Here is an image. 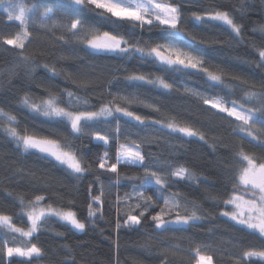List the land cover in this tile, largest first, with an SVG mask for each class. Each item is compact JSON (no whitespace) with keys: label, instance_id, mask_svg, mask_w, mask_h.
Wrapping results in <instances>:
<instances>
[{"label":"snow or ice","instance_id":"snow-or-ice-1","mask_svg":"<svg viewBox=\"0 0 264 264\" xmlns=\"http://www.w3.org/2000/svg\"><path fill=\"white\" fill-rule=\"evenodd\" d=\"M184 2L199 3V0ZM69 8L76 11L65 15ZM83 12H91L95 20L106 21L113 27L103 30L86 22L87 17L79 18ZM0 14V24L18 23L20 27L15 33L0 28V46L10 45L19 50L18 58L29 75L36 68L43 67L52 77L64 75L77 86V91L69 88L54 91L52 86H45L46 95L34 97L25 93L20 99V106L34 118L56 129L63 128L66 134H44L26 126L21 128L17 116L2 108L0 120L5 123L0 126V132L14 142L18 151L52 162L69 180L80 182L89 175L93 177L86 187L84 202L87 207L83 219L73 210L75 198L70 199L67 206L58 203L63 201L64 193L40 194L34 198L20 194L17 196L19 213L5 214L0 210V264H37L45 257L39 240L49 230L51 219L55 218L69 230L84 233L89 225L94 227L104 219L106 201L115 208L117 232L122 228L139 230L146 222H150L158 233L186 231L209 218L202 214L199 204L171 191L182 181L198 180L192 171L179 164L183 145H172L168 156L143 149L145 143H158L165 132L169 136L178 134L181 139L198 138L208 143L205 132L161 112L160 107L136 93L105 91L98 104L92 103L87 89L95 83L94 80L65 74L48 63L41 65L36 54L26 53L32 43L33 31H43L50 36L53 51L60 47L71 49L73 54L79 50L89 56L111 54L121 60L138 59L166 75L203 76L210 89H220L223 94L210 95L179 85L175 80L170 81L166 75L138 71L124 77L125 83L132 87L148 86L169 94L182 91L184 96L209 106L212 117L223 114L227 123L218 127L224 131L209 147L214 152L218 147L227 149L222 165L227 180L221 186L220 194L212 199L219 209L220 219L231 222L235 232L254 237L260 245L258 249L245 247L244 236L229 235L210 241L190 239L186 248L170 246L171 254L183 253L189 264H250L254 261L264 264V151L254 154L244 146L246 141L264 150V80L258 87L238 77H233V81L239 83H226L222 70L209 66L202 55L191 51L187 42L204 41L186 28L187 14L180 0H63V4H57L55 0H32L31 3L0 0ZM191 20L198 26H227L232 41L237 43L244 38L243 26L236 23L227 11L209 8L203 13L192 12ZM121 28L125 31L122 32ZM153 29L160 30L159 40L138 38ZM259 32L264 34V26ZM177 39L185 41V45L177 43ZM254 47L258 55L256 67L264 68V44ZM48 54L41 51L38 55ZM60 58L64 59L63 56ZM225 88L235 89L242 95L238 99L232 98L235 92H225ZM79 90L85 94L80 95ZM133 106L150 109L159 113L160 118L138 114L131 110ZM234 122L239 123L233 126ZM130 124L144 130L145 135L138 132L135 133L137 138L131 139ZM225 133L239 136L241 143L235 147L226 144L223 140ZM84 139L93 146L84 145ZM100 147L103 151H99ZM121 168H134L137 174H122ZM124 188H130V191H125L122 196L113 194V189ZM113 197L114 204L109 199ZM174 225L183 227L174 229ZM55 235L62 237L64 234L56 232ZM64 247L71 258L65 259L63 264H76L71 248ZM233 249H239V252ZM168 251L165 250L162 264H168Z\"/></svg>","mask_w":264,"mask_h":264},{"label":"trees","instance_id":"trees-1","mask_svg":"<svg viewBox=\"0 0 264 264\" xmlns=\"http://www.w3.org/2000/svg\"><path fill=\"white\" fill-rule=\"evenodd\" d=\"M21 2V0H18ZM31 3L32 0H22ZM181 6L186 12L185 26L204 42H187L190 50L202 55L209 66L220 69L225 73L227 82L233 81V77L255 84L257 87L264 80V68L256 67L258 55L254 45L264 44V34L259 32L264 26V0H199V3H185L180 0ZM57 4H63V0H55ZM64 8H67L65 5ZM215 8L227 11L236 23L243 26V40L239 43L232 41L230 29L227 26L215 24V26H198L191 20V13H203L205 9ZM63 11V9H62ZM74 9H68L65 15H70ZM2 15V14H0ZM87 17L88 23H94L103 30H110L113 25L106 21L95 20L91 12H83L79 18ZM126 27V26H125ZM6 32L15 33L20 31L18 23L0 24ZM255 29V32L253 31ZM122 32L125 28L120 29ZM159 29H153L151 33L145 32L138 37L145 41L159 40L161 38ZM182 46L185 41L176 40ZM7 49V50H6ZM19 50L12 46H0V108L17 116L21 128L37 130L44 134L50 132L65 133L63 128L56 129L52 125L43 124L39 118H34L26 109L20 106V99L29 93L34 97L46 95L45 86H52L54 91L64 88L77 91V86L64 75L52 77L43 67L36 68L31 75L28 74L26 66L18 58ZM27 54H36L40 64L48 63L54 65L57 71H62L73 76H84L95 81L87 89L92 103L98 104L100 96L105 91L113 93H136L142 99L147 100L160 107L161 112L176 116L178 120L187 121L205 132L208 143L199 141L198 138L181 139L179 135L169 136L163 133L158 143H145V152L168 156L172 145L182 144L180 149L179 164L192 171L198 180L182 181L171 189L179 193L189 202H196L203 209V215L209 218L201 224L188 228L186 231H169L158 233L150 222L144 223L139 230L115 229L117 219L114 207L106 201L105 216L97 222L96 226L89 225L84 233L69 230L62 223L51 219L48 223L49 230L40 236V246L45 250V257L37 264H63L65 259H70L67 249L68 245L75 257L76 264H162L165 250L168 249V264H189L188 258L183 253L171 254L170 246L178 245L186 248L190 239L196 241H210L213 239L227 238L229 235L244 236L245 247L259 248V241L246 234L235 232L232 223L218 217L219 209L214 206L212 197L220 194L221 186L227 180V174L222 170L227 149L218 147L214 152L210 144L213 139L219 137L224 130L219 128L221 123H227L223 114L212 117L207 105H202L195 100L184 96L183 92L173 91L163 93L161 90L148 86L132 87L125 83L124 77L132 71L152 73L154 75H166L159 72L156 67L145 64L138 59H119L111 54L89 56L83 51L77 50L73 54L71 49L57 47L55 51L51 47V37L43 31H33L32 43L26 48ZM44 51L48 55L39 56ZM63 56L64 59L60 57ZM114 77L119 78L118 80ZM170 81L175 80L177 84L191 87L210 95L220 93V89H210L205 78L199 75L185 76L182 73L166 75ZM111 82V83H109ZM239 83V81H233ZM225 92H235L232 98L238 99L242 93L235 89L225 88ZM84 95L83 90H79ZM223 94V93H220ZM133 111L138 114L160 118V114L142 106H133ZM215 110H212L214 112ZM234 119V118H230ZM5 122L0 120V126ZM236 123L234 122L233 126ZM129 131L133 133L131 139H136L135 133L145 135L140 128L128 125ZM66 134V133H65ZM151 138V137H150ZM226 144L235 147L241 143L240 137L235 135H223ZM79 145L81 141H76ZM84 145L92 147L88 139L82 141ZM245 149L250 153L260 154L261 150L244 142ZM99 151H103L100 147ZM114 155V148H113ZM114 162V161H113ZM122 174H137L134 168H121ZM102 179L104 177L102 176ZM93 180L89 175L86 179L76 182L69 180L66 174L58 166L48 160H42L36 155L24 154L18 151L14 142L3 132H0V210L5 214L19 213L17 196L24 194L28 198L35 195H51L53 193H64L63 201H58L67 206L70 199L75 198L73 210L82 219L86 216L87 184ZM127 183V182H125ZM98 186H94L96 188ZM229 187H231L229 185ZM130 188L113 189V194L123 195ZM55 199V197L53 196ZM113 201L114 197L109 198ZM183 202V201H182ZM19 226V225H18ZM183 226H173L178 228ZM212 229V231H209ZM56 232L64 235L58 237ZM118 245V247H117ZM239 252V249H233ZM223 264V262H222ZM250 264H260L258 261Z\"/></svg>","mask_w":264,"mask_h":264}]
</instances>
